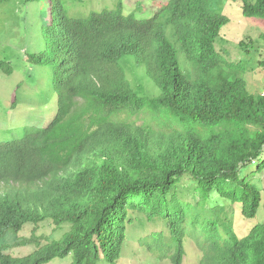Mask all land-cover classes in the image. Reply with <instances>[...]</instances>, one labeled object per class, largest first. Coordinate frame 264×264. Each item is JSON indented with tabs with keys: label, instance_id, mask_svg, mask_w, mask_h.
I'll return each mask as SVG.
<instances>
[{
	"label": "trees",
	"instance_id": "16d2710c",
	"mask_svg": "<svg viewBox=\"0 0 264 264\" xmlns=\"http://www.w3.org/2000/svg\"><path fill=\"white\" fill-rule=\"evenodd\" d=\"M23 1L49 6L43 46L29 60L54 94L56 113L45 127L0 142V239L49 220L69 231L40 247L35 237L24 241L36 245L24 257L0 244V264L67 256L70 264H118L129 212L165 222L167 237L140 240L157 261L183 263L189 226L198 232L197 264H264V222L226 238L221 206H207L217 195L253 219L263 204L239 170L264 167V92H250L246 64L217 49L230 18L210 0H163L141 19L125 14L122 0L84 16L69 15L63 0ZM226 1L264 22V0ZM237 45L247 56L261 51L264 70V31ZM0 71L12 70L0 62ZM184 176L197 184L194 205L173 194Z\"/></svg>",
	"mask_w": 264,
	"mask_h": 264
},
{
	"label": "rangeland",
	"instance_id": "374dc122",
	"mask_svg": "<svg viewBox=\"0 0 264 264\" xmlns=\"http://www.w3.org/2000/svg\"><path fill=\"white\" fill-rule=\"evenodd\" d=\"M118 0H63L66 11L71 16H84L89 12L103 9H114ZM163 0H122L124 13L134 12L137 18H147L158 11V4ZM212 9L230 18V23L221 32L217 49L229 61H243L246 64L245 80L250 92H264V70L259 68L258 60L261 51L247 56L237 44L247 36H254L257 30L264 31V22L244 18L237 3L226 0H210ZM50 21L49 6L46 2L37 4L26 3L23 0L0 1V62L10 65L11 73L6 75L0 71V142H10L21 138L23 129L27 126L45 127L56 113V98L42 81L37 66L29 60L43 46L42 27ZM264 56V53H262ZM183 67V59L179 58ZM44 82V83H43ZM137 85V80H132ZM43 85H47L46 87ZM148 84L150 90L156 93V88ZM136 87H139L136 86ZM148 90L149 92H151ZM145 91V89L143 90ZM15 102V105L13 104ZM264 156V155H263ZM259 164L248 165L239 170V176L251 183L262 193L263 204L257 216L244 219L241 216V205L231 204L217 195L207 205L221 206L220 231L226 238H241L253 226L264 222V167L258 172ZM173 194L181 201L195 204L198 200L197 184L189 176H184ZM131 223L127 225L125 242L122 247L118 264H170L169 260L157 261L149 254L140 240L154 233L168 236V229L162 219L146 220L142 215L129 212ZM53 223H52V222ZM55 222L49 220L38 226L26 225L19 233L9 231L0 239V244H9L7 250L13 257H24L31 254L35 244L23 246V242L35 237L33 241L39 247L53 240H59L69 231V225L61 223L55 227ZM198 232L187 226V238L184 243L185 256L182 264H197L200 253L196 248L195 238ZM71 256L56 258L46 264H70ZM98 264H108L100 259Z\"/></svg>",
	"mask_w": 264,
	"mask_h": 264
}]
</instances>
